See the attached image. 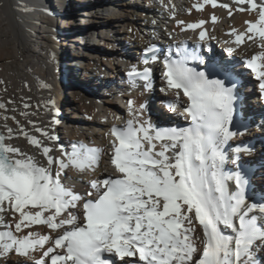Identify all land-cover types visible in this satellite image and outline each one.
Listing matches in <instances>:
<instances>
[{
    "label": "snow or ice",
    "instance_id": "obj_1",
    "mask_svg": "<svg viewBox=\"0 0 264 264\" xmlns=\"http://www.w3.org/2000/svg\"><path fill=\"white\" fill-rule=\"evenodd\" d=\"M205 2L232 15L228 4ZM233 3L235 11L256 14L245 21L244 32L232 29V34L237 46L246 37L259 48L242 63L258 81L264 101V0ZM170 10L174 18L175 6ZM211 19L216 21L214 15ZM198 38L204 41L206 32ZM234 51L227 49L229 55ZM158 53L149 45L140 58L143 67H130L133 89L142 85L145 93L153 91L150 65L159 61ZM189 61L204 63L178 45L176 58L171 50L164 56L160 73V92L172 97L167 110L183 115L188 126L158 127L145 118L144 103L129 99L130 118L123 128L110 129L115 139L107 175H95L102 149L72 143L68 151L57 145L55 99L46 104L52 132L37 127L43 138L37 139L20 128L35 153L11 143L16 137L5 125L7 135L0 133V264H8L12 254L31 264H264L257 258L264 253V191H250V172L240 163L241 153L250 148L231 144L244 134L233 130L237 85L227 86L232 74L216 63L198 70ZM228 164L235 169L226 170ZM69 169L88 175L83 193L64 183Z\"/></svg>",
    "mask_w": 264,
    "mask_h": 264
},
{
    "label": "bare ground",
    "instance_id": "obj_2",
    "mask_svg": "<svg viewBox=\"0 0 264 264\" xmlns=\"http://www.w3.org/2000/svg\"><path fill=\"white\" fill-rule=\"evenodd\" d=\"M216 3L228 4L232 15L205 0H171V5L168 0H0V103L5 104L0 109V130L7 135L5 125L12 128L16 138L10 142L35 153L20 128L37 139H43L37 127L52 132L46 104L55 99L60 113V123L54 128L57 145L68 151L72 143L102 149L104 156L95 175H107L112 171L109 156L115 139L110 129L114 125L123 128L130 118L125 110L129 99L144 103L145 118L158 127L188 126L183 115L166 108L172 97L160 92V62L150 65L153 91L145 93L142 85L132 90L126 82L130 66H143L140 58L147 46L162 48L160 60L168 50L175 54L176 47L184 45L239 80L233 130L244 134L231 144L250 148L249 153H241L240 163L250 172V191H264V101L258 81L242 63L259 48L246 37L237 46L232 34V29L244 32L245 21L255 20L256 14L235 11L233 0ZM200 21L205 23L197 31L187 29L188 24ZM201 30L206 32L204 41L198 38ZM229 47L235 49L231 55ZM234 169L227 165L226 170ZM87 180L88 175L69 169L64 183L83 193ZM35 230L49 232L43 226ZM257 258L264 259V253H257ZM23 260L12 254L8 264Z\"/></svg>",
    "mask_w": 264,
    "mask_h": 264
},
{
    "label": "rangeland",
    "instance_id": "obj_3",
    "mask_svg": "<svg viewBox=\"0 0 264 264\" xmlns=\"http://www.w3.org/2000/svg\"><path fill=\"white\" fill-rule=\"evenodd\" d=\"M77 17H79L80 15H76ZM73 21H78L77 19H74ZM67 43H70L69 41L67 42ZM102 98H104V97H102ZM235 124H237V123H235Z\"/></svg>",
    "mask_w": 264,
    "mask_h": 264
},
{
    "label": "built area",
    "instance_id": "obj_4",
    "mask_svg": "<svg viewBox=\"0 0 264 264\" xmlns=\"http://www.w3.org/2000/svg\"><path fill=\"white\" fill-rule=\"evenodd\" d=\"M131 67V66H130Z\"/></svg>",
    "mask_w": 264,
    "mask_h": 264
}]
</instances>
